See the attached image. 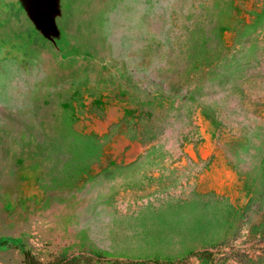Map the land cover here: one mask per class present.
<instances>
[{"label": "rangeland", "instance_id": "374dc122", "mask_svg": "<svg viewBox=\"0 0 264 264\" xmlns=\"http://www.w3.org/2000/svg\"><path fill=\"white\" fill-rule=\"evenodd\" d=\"M0 264H264V0H0Z\"/></svg>", "mask_w": 264, "mask_h": 264}]
</instances>
